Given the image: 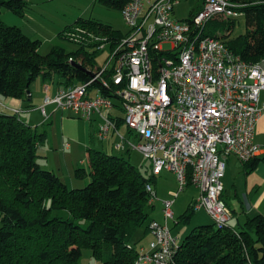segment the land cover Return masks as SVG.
<instances>
[{
	"label": "trees",
	"instance_id": "16d2710c",
	"mask_svg": "<svg viewBox=\"0 0 264 264\" xmlns=\"http://www.w3.org/2000/svg\"><path fill=\"white\" fill-rule=\"evenodd\" d=\"M99 1L119 11L125 5V0ZM232 1L241 4L246 34L228 40L235 26V19H229L211 22L214 26L207 29V35L227 43L244 62L261 64L264 0ZM29 7L28 0H0L3 99L28 101L31 85L39 76H57L67 87L88 82L94 71L77 61L95 65L100 46L109 45L112 53L129 34L96 20L79 18L60 34L61 39L77 44L79 49L67 53L64 48H55L43 55L39 41L19 27L7 25L1 17L4 10L23 17ZM72 35L80 40L76 42ZM90 35L105 41L93 43ZM92 87L109 95L98 83ZM121 118L117 124L123 122ZM45 141L46 133L29 125L20 114L0 113V264H79L85 249H90L101 264H135L139 257L135 235L146 226L154 207L147 188L155 184L157 176H145L124 156L90 149L89 172L78 168L74 174L78 180L87 178L88 184L69 189L57 173L43 168L38 161V149ZM260 161L256 158L248 163L250 170ZM194 215L191 204L176 224H190ZM174 262L264 264V215L249 218L238 229L229 226L216 230L213 222L196 228L180 243Z\"/></svg>",
	"mask_w": 264,
	"mask_h": 264
},
{
	"label": "built area",
	"instance_id": "2783aa9c",
	"mask_svg": "<svg viewBox=\"0 0 264 264\" xmlns=\"http://www.w3.org/2000/svg\"><path fill=\"white\" fill-rule=\"evenodd\" d=\"M179 3L125 0L121 15L130 32L111 53L107 66L94 71L88 82L46 98L40 108L45 121L49 105L88 122L99 116L102 142L115 133L120 140L117 150L128 147L139 152L151 161L155 176L165 171L176 176L178 192L161 200L164 222L150 223L154 240L148 251H139L135 264H176L180 243L169 222L176 199L189 186L200 193L193 210L207 212L216 230L229 227L232 212L223 198L226 159L233 156L248 164L263 151L254 139L264 117V62L246 63L227 43L207 35L211 22L240 17L241 4L201 0L189 19L178 20ZM88 38L93 43L105 41ZM95 83L109 95L93 88ZM115 110L122 111L123 123L139 138L137 145L118 131ZM147 190L153 204L156 191L151 185Z\"/></svg>",
	"mask_w": 264,
	"mask_h": 264
},
{
	"label": "rangeland",
	"instance_id": "374dc122",
	"mask_svg": "<svg viewBox=\"0 0 264 264\" xmlns=\"http://www.w3.org/2000/svg\"><path fill=\"white\" fill-rule=\"evenodd\" d=\"M34 1V0H33ZM201 0H180V3L178 5L175 6V18L178 20H187L190 17V14L195 11L198 7V4ZM53 6L51 7L53 9L52 12H50L47 16L46 19L41 20L43 22V25H45L47 27V32L43 31V29H40L36 26V25H32V26H36L37 28H35L34 30L36 31V33L39 34L40 32V36L41 37H37L34 39L37 40H41V48H39L40 53L41 54H48L51 50V48L53 46H59V47H63L67 53L76 51L79 49L80 46H78L77 44H74L72 42L66 41V39H61L57 33V31H60L58 27H64L66 24H70L75 22L77 19H79L80 17H83L84 19H89V17H92L93 20H101L102 22L111 25L114 29L122 31L125 35H127L130 32V29L126 26L125 22L123 21V18L121 16V12L117 9H113V8H108L106 6H103L99 0H54L53 1ZM37 6V3H36ZM51 6V5H48ZM7 14V15H6ZM6 16V18H5ZM2 20L5 22L7 19V21L11 22V17L16 18L17 20H19L20 22H22V18H19L16 14L4 10L2 13ZM37 17V16H36ZM8 23V22H7ZM6 23V24H7ZM24 23V22H23ZM32 24V23H30ZM10 26H15V25H10ZM214 24H208L207 28H211L213 27ZM18 27V26H17ZM55 29V30H53ZM52 31V32H49ZM56 31V32H54ZM247 28H246V23H245V16L242 14L240 17L235 18V26L232 30V33L230 34V36L227 37L228 40H235L237 38H239L240 36H244L246 34ZM54 39L53 42H50L49 40ZM170 46L166 45L165 49H169ZM111 55V50L109 45H105L96 55V64L95 65H89L87 63H84L83 60H78V63H83L85 66H87L91 72L100 69H104L107 66L108 63V59ZM43 76H39L34 83H32L31 85V90L33 91V93H35L34 97H37V94L39 91H41L42 96L44 97V92L43 91ZM49 80V83H51V86L53 87V85L58 84L59 80L58 77L55 76L53 79H46V81ZM46 83V82H45ZM47 84V83H46ZM39 89V90H38ZM31 91V92H32ZM95 93H93L94 95ZM1 98V97H0ZM36 102V101H34ZM39 110H32L31 112H29V115L31 118L30 119H34L35 121L39 122L41 120V116L39 114H41V112H39ZM115 112H117L118 114H122L121 110H115ZM70 113H66L63 114V112L60 110L59 112H57V115H59V120L56 121L55 118L53 117V119L56 121L55 123L53 122L52 125H50V122L47 123L45 126L39 125L38 126V130L40 132L43 131H48V133L52 134L54 133L55 135L60 133L61 138L63 137L60 130H61V122H62V117L63 115H68ZM24 114H21V116L23 117ZM62 116V117H61ZM77 118V117H76ZM28 119V118H27ZM77 122L80 123V131L81 134H84V123H88V121H84L81 119H75ZM30 123V122H28ZM31 123H33V120L31 121ZM56 127L59 128V130H56ZM122 133L124 134V136L126 137V139L131 142V144L133 145H137L139 143V138L136 137L135 134H132L131 132H129V130L127 129V126L123 123V128H122ZM59 135V134H58ZM58 135H56L58 137ZM110 143H112V148H109V143H106V151H110L108 154L110 155H120V156H124L126 159H128L131 163H133L134 165H136L138 168H140L145 176H149L152 173V164L151 161L145 159L139 152L137 151H131L130 152H122L119 151L115 148V145L117 142H119V138L116 137L114 134H112L110 136ZM98 140V139H97ZM68 142L72 143L73 148H75V152H69L66 151L64 149L63 145H58L56 146L55 150H54V154L52 155V157H50L48 160L47 158L44 157L43 154H41L39 152V154L41 155V158L38 160L42 163V167H52V169H55L56 171H58V164L61 165L62 167V171L60 172L61 174H59L60 176H62V179H64V181L67 182L68 184V188L69 189H77V188H84L89 180L86 178V180H78L75 178V170L78 168H85L87 170V172H89V152L87 150V148H84L82 150V148H80L79 150L77 149V145L75 142H73L72 140H67ZM99 144L101 145L102 142L98 141ZM56 143H59L56 140ZM99 149H103L105 150V148L100 147ZM44 157V158H43ZM46 160V163H44V161ZM81 160L86 161V165H79L81 163ZM46 165V166H45ZM68 166V167H67ZM45 168V169H47ZM69 169V171H68ZM49 170V169H47ZM51 171V170H50ZM57 172V173H59ZM71 173L72 178L75 182L74 184H71V180H68V173ZM157 185H159V190L162 194V196H169L176 192H178V183L177 180L175 179V176L172 175V173H164L162 176L158 177V183ZM175 191V192H172ZM160 194V195H161ZM200 197V193L197 189H195L194 187L190 186L188 187L184 192H182L179 197L176 199V204L173 208V212L175 214V218L174 220H171L169 222L170 227L172 228V232L175 236L179 237V243H182L183 239L185 238V236L191 234L196 228L198 227H202L200 226V224L197 223V214L194 215L192 221L190 222V224H185V223H179L176 224V222L179 220L180 216H182L183 214H185L187 212V210L189 209V206L193 203V201L199 199ZM164 199V198H163ZM171 199V197L169 198H165L164 200H168ZM62 214H66L65 212H63ZM163 217L161 216L160 219H162ZM164 222V218L163 221ZM205 226V225H203ZM151 234V232H150ZM148 235L145 239H143L142 241L139 242L138 247H140V245H147V243L149 242V240L152 239V234ZM151 242V241H150ZM149 242V243H150ZM79 264H101L96 262V260L93 258L92 256V251L90 249H85L83 250V257L80 260Z\"/></svg>",
	"mask_w": 264,
	"mask_h": 264
},
{
	"label": "crops",
	"instance_id": "0c3cea01",
	"mask_svg": "<svg viewBox=\"0 0 264 264\" xmlns=\"http://www.w3.org/2000/svg\"><path fill=\"white\" fill-rule=\"evenodd\" d=\"M28 1L30 3L29 9L25 12L23 17L18 16L19 18H22V22H20L19 20H17L14 17H11V22H9V21H7V19H5L6 20L5 23L8 22L7 25H9V26L10 25L18 26L23 31V33L25 35H27L28 37H30L33 40H37L34 38L41 37L39 35L40 32L38 34V33H36V31L34 29L38 27L39 30L43 29V31L47 32V27L45 25H43V22L41 20L46 19L48 14L53 11V9L51 7L53 6L54 0H34V1L28 0ZM36 3H37V6H36ZM48 5H51V6H48ZM198 7H199V4H198ZM5 18H6V16H5ZM80 18H83V17H80ZM89 19H92V17H89ZM96 21L102 22L101 20H96ZM30 23H32V24H30ZM73 23L66 24L62 28L58 27V28H60L59 29L60 31H57L59 37H60V34L68 26H70ZM102 23H104V22H102ZM32 25H36L37 27L32 26ZM53 30H55V29H53ZM49 32H52V31H49ZM54 32H56V31H54ZM37 41L40 42V46H41V40L39 39ZM49 41L53 42L54 39L49 40ZM55 48H63V47H59L57 45L53 46L51 48L50 52ZM45 55H47V54H45ZM43 80H44V82H43V91L42 92H44L43 93L44 97L42 96L41 91H39L37 94L38 98H36V96L34 97L35 93H33V91L30 88L31 98L28 101L0 98V113H3V112L4 113H14V111H13L14 109L20 110V113H19L20 118L23 119L27 123L30 122L28 124L31 125L32 127H36L37 129H38L39 125L45 126L49 122H50V125H52L53 122L55 123L56 121H58L59 115H57V112H59L61 109L56 108L55 105H49L46 107V112H47V120L46 121H45V117L42 115V113L39 114L41 116V120L39 122L35 121L34 119H30L31 118L30 116H32V115H29V112H31L32 110H39V112H41L40 108L43 106L46 98H51V99L54 98L58 94L59 90L67 87L64 84H60V82H58V84H56V85L54 84L52 87L51 83H49V80L46 81L45 78ZM34 101H36V102H34ZM261 102L262 103L264 102V92L261 94ZM61 111L63 112V114L70 113L66 116L65 115H63V117L61 116L62 122H61L60 132H61L63 137L61 138L60 133H58L59 135L56 134V135H58V137H57L54 133L49 134L48 131H43L46 133V141L43 145H41L39 147L38 152L43 154L44 157L47 158V160L50 157H52V155L54 154L53 152H54L56 146H58V145H63L64 149L66 151H69L71 153L75 152V150H74L75 148H73L71 142L67 141L68 139L72 140V141L74 140L73 142L76 143L78 150L80 148H82V150L84 148H87V150L93 149V150H98V151H102L105 153L110 152V151H106V150H108V149H106V143H109L108 145H109V148L111 149L112 148V143H110L111 138H109V140L106 142H102L98 138L99 126L102 124V120L100 119L99 116H95L93 118V120L91 122H89V124L88 123L83 124L85 132L82 135L81 131H80V123L75 120V119H81V118L76 113H74L72 111H63V110H61ZM114 113L117 116H119V118L117 120V122H118L119 119L121 118V115L118 114L117 112H114ZM21 114H24L23 117L21 116ZM53 117L55 118L56 121L53 119ZM32 120H33V123H31ZM81 120H84V119H81ZM84 121H86V120H84ZM117 125H118V131L120 132L121 135L124 136V134L122 133L123 122H120ZM57 130H59V128L56 127L55 131H57ZM112 134H114L116 137H118L115 133H112ZM56 140L59 143H56ZM254 140H255L256 144L263 147L262 153L257 158V159H262V161L259 162V164L256 166V168L254 170H250V167H249L250 164H243L236 157L230 156L226 159V171H225V176L223 178V183H224L223 198L226 201L229 209L232 212V219L229 222V226H231L234 229L240 228V226L243 225L251 217H254L258 214L264 215V117L259 121V123L256 127V133H255V139ZM98 141L102 142V144L100 145ZM117 144H118V142L116 143V145ZM116 145H115V148H116ZM100 147L105 148V150L99 149ZM122 152H130V151L128 150V147H126L125 150H122ZM51 153H53V154H51ZM40 157H41V155H40ZM44 163H46V160L44 161ZM40 164L42 165L41 162H40ZM81 164L83 166L86 165V161L81 160V163L79 165H81ZM58 166H59L58 171H56L55 169H52L53 166L52 167L50 166V168L49 167L48 168L45 167V168L57 173L59 171L60 172L62 171L61 165L58 164ZM68 171H69V169H68ZM60 172L57 174L58 175L61 174ZM165 172H163L161 175L156 177V182L153 185V187L156 191L158 199L153 203L154 207L150 212V217H149L148 223L146 224V226L140 228L136 232L135 242H137V244H139L140 241L145 239L150 234V232L147 231V227L152 221H157L159 223H163L162 222L163 218L159 220V218H161V216L163 217V214H162V208L163 207H162L161 200H164L165 198L167 199V198L171 197V195L165 196V197L162 196L160 190L158 189L159 185H157V183H158V177L162 176ZM166 173H171V172H166ZM172 175L175 176L173 173H172ZM60 177L62 178V176H60ZM175 179H176V176H175ZM68 180H71V184L75 185V182H74L70 172L68 173ZM64 182L67 184L66 181H64ZM172 192H175V191H172ZM175 204H176V202H175ZM175 204H174V206H175ZM174 206H173V208H174ZM196 214H197V218H196L197 223L200 224V226L212 224V220H211L210 216L204 210L195 212V215ZM174 218H175V214H174ZM153 240H154V238L152 235V239L149 240V242L150 241L153 242ZM149 242L147 243V245L146 244L140 245V247H138V245H137L136 247L139 251L141 249L148 251L150 243H151V242L150 243Z\"/></svg>",
	"mask_w": 264,
	"mask_h": 264
}]
</instances>
